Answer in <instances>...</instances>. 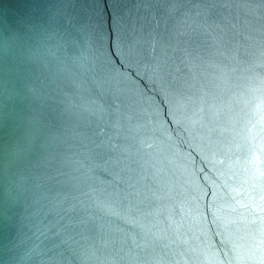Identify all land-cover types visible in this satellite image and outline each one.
Listing matches in <instances>:
<instances>
[{
    "label": "water",
    "instance_id": "obj_1",
    "mask_svg": "<svg viewBox=\"0 0 264 264\" xmlns=\"http://www.w3.org/2000/svg\"><path fill=\"white\" fill-rule=\"evenodd\" d=\"M145 51L203 127L164 122ZM253 145L264 0H0V264H258Z\"/></svg>",
    "mask_w": 264,
    "mask_h": 264
},
{
    "label": "snow or ice",
    "instance_id": "obj_2",
    "mask_svg": "<svg viewBox=\"0 0 264 264\" xmlns=\"http://www.w3.org/2000/svg\"><path fill=\"white\" fill-rule=\"evenodd\" d=\"M162 3L166 2V0H161ZM207 22V21H206ZM165 37L157 35V45H161ZM139 64H147L148 68L145 70L144 75L145 77H149L151 74V79L153 81L152 88H156L157 84L156 81L160 83V92L164 94V98H161L160 94L157 93V100L159 101L160 108H163V118L164 122H167L169 125L172 124V121L175 120L176 124L180 127H184L187 131L191 132L197 126L203 127L204 126V117L201 113L205 112V109H201L199 112H191L186 114L184 119H181L178 115L177 107L173 106V100L170 97V94L174 91L171 87L172 81V73L170 62L167 58L164 59H157L155 56L149 57L148 53L145 51L143 53V58L139 60ZM123 65H121L122 67ZM139 65L137 66V71H139ZM135 75V73L133 74ZM141 84L144 86L145 89L148 88V84L141 81ZM168 100V104H165V100ZM190 103V100L186 99L183 94H180L175 102L176 105L180 106H187ZM155 108V105H153ZM160 108L155 109L154 119L157 121L160 120ZM207 111H211L208 109ZM135 118L130 117L128 124L134 123ZM121 126L125 128V130L131 132V129L124 125L123 117H121ZM99 131V130H98ZM101 136L105 139H108L109 132L107 130L101 132ZM252 140H255V137H252ZM251 155H249L245 160V172L248 175V179L245 183L249 184V186L254 191L258 186V182L264 180V168L261 165H264V146L259 148V155L255 153V146L253 145L252 148L249 149ZM206 155V154H205ZM214 166L217 163L215 160H209ZM219 163L222 165L225 163L224 160H220ZM264 187V186H262ZM246 207H251L250 204L245 205ZM253 223L255 221L253 220ZM66 231H69L67 228ZM71 238V237H70ZM264 244V240L260 242ZM247 258L251 261L258 262V264H264V248L257 247L256 242L253 240L248 245V254Z\"/></svg>",
    "mask_w": 264,
    "mask_h": 264
}]
</instances>
